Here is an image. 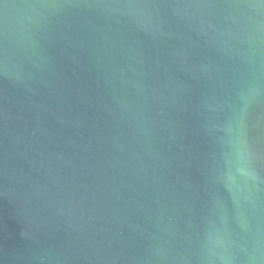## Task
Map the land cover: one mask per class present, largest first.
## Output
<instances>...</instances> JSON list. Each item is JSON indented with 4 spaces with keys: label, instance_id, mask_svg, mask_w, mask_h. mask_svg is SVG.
I'll return each instance as SVG.
<instances>
[{
    "label": "water",
    "instance_id": "1",
    "mask_svg": "<svg viewBox=\"0 0 264 264\" xmlns=\"http://www.w3.org/2000/svg\"><path fill=\"white\" fill-rule=\"evenodd\" d=\"M0 264H264V0H0Z\"/></svg>",
    "mask_w": 264,
    "mask_h": 264
}]
</instances>
